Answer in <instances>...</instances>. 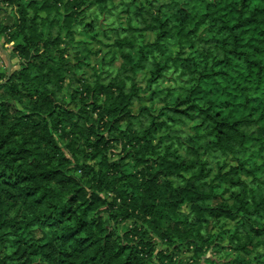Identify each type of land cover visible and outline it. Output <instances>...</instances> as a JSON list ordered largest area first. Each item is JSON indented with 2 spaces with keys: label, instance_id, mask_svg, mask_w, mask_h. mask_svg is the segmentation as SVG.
<instances>
[{
  "label": "trees",
  "instance_id": "16d2710c",
  "mask_svg": "<svg viewBox=\"0 0 264 264\" xmlns=\"http://www.w3.org/2000/svg\"><path fill=\"white\" fill-rule=\"evenodd\" d=\"M0 3V264H264V0Z\"/></svg>",
  "mask_w": 264,
  "mask_h": 264
},
{
  "label": "rangeland",
  "instance_id": "374dc122",
  "mask_svg": "<svg viewBox=\"0 0 264 264\" xmlns=\"http://www.w3.org/2000/svg\"><path fill=\"white\" fill-rule=\"evenodd\" d=\"M142 3H145V2H148L149 0H138ZM0 7H6L7 9H4L5 11L3 10H0V22L1 24H11L12 23V14H11V10L9 7L5 6L4 4L0 3ZM154 38V34L153 33H148L146 36H145V41H151L153 40ZM97 40H101V41H108L106 37H103V30H102V27H98V34H97ZM5 45L4 48L6 50H2V48L0 47V58H1V65L3 68L5 69H15L19 63V60L17 58H15L14 55L15 52L13 50V44L12 43H9V44H5L4 43V40L1 38L0 39V45ZM98 44V43H96ZM137 77V83L138 85L141 84V85H145V78H144V75H143V72L141 73H138L136 75ZM67 81V80H66ZM89 109H91L89 107ZM117 156V154L115 153L112 158L114 159L115 157ZM129 162V163H128ZM125 163V169L128 170V169H131L132 167V162L129 160V161H124ZM186 210H188V208H186ZM6 231H9V229H7ZM44 234V228H36L35 229V235L37 237H41L43 236ZM187 252V251H186ZM184 253V251H183ZM5 254V247L4 246H0V257L3 256ZM185 254V253H184ZM229 255H225L224 254V260L225 259H229Z\"/></svg>",
  "mask_w": 264,
  "mask_h": 264
}]
</instances>
